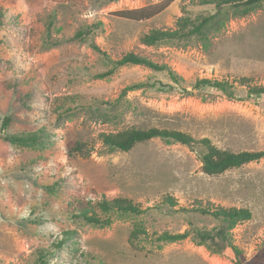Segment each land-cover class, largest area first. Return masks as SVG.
I'll use <instances>...</instances> for the list:
<instances>
[{
    "label": "rangeland",
    "instance_id": "374dc122",
    "mask_svg": "<svg viewBox=\"0 0 264 264\" xmlns=\"http://www.w3.org/2000/svg\"><path fill=\"white\" fill-rule=\"evenodd\" d=\"M162 1L0 0V87L7 89L0 90V133L38 139L23 146L0 138V264H234L228 252L213 254L191 236L175 243L152 238L218 225L209 216L154 209L168 194L184 207L201 200L251 210L252 219L238 224L232 237L248 258L257 252L264 240V159L209 176L202 171L201 146L154 139L121 152L98 139L130 128H166L233 152L264 150V95L248 97L234 82L248 77L264 85V2L245 12L175 0L148 20L116 15ZM209 17L202 34L186 42L140 41L152 29H176L181 18ZM128 53L168 64L181 82L135 65L98 78ZM204 78L232 81L235 98L196 87ZM24 80L40 87L32 101L19 91L9 96L8 84ZM140 82L155 86L122 97L128 85ZM9 116L13 122L4 128ZM73 141L95 148L87 157L68 158ZM103 196L149 210L103 215L112 221L106 227L75 217L81 201L100 214ZM136 227L150 238L131 244Z\"/></svg>",
    "mask_w": 264,
    "mask_h": 264
},
{
    "label": "trees",
    "instance_id": "16d2710c",
    "mask_svg": "<svg viewBox=\"0 0 264 264\" xmlns=\"http://www.w3.org/2000/svg\"><path fill=\"white\" fill-rule=\"evenodd\" d=\"M54 3H76L82 2V0H51ZM175 0H163L160 3L142 7L132 10H123L116 12V15L131 21H143L151 19L158 14L162 13L167 7H169ZM201 5L214 4L217 11L223 10L227 7L245 8L244 11L252 10L254 7L259 6L264 0H198ZM212 20L211 17L203 18V20L196 22L189 18H181L178 27L176 29H152L147 34L142 35L140 41L146 46H156L164 42H186L195 35H200L207 24ZM83 33H78L77 37H82ZM94 49L99 50L96 46ZM113 67L106 73L98 75V78H104L112 75L118 68L128 65L144 66L154 71L165 72L171 81L175 84H179L182 78L173 70L168 64H159L154 60L135 53H128L121 59L112 62ZM234 82L244 87L247 90V96H260L264 95V85L253 84V80L248 77H240L234 79ZM232 81L209 79L204 78L196 82V87H210L221 91L228 98L234 99L235 95L233 90ZM155 84H149L146 82L134 83L128 85L122 91V97L128 91H134L144 89L146 87H154ZM9 96L18 95V91L23 94L25 101H32L34 97V91L40 88L36 82L32 80H24L22 82L14 81L8 84ZM6 87H0L2 92ZM7 90V89H6ZM12 117H7L3 121V127L7 128L13 121ZM0 138L5 142L13 143L15 145H29L35 143L38 139L36 136L25 135H12ZM99 141L107 148L111 150H117L121 152H129L139 144L149 142L154 139H160L168 143H179L187 147L201 146L203 153L201 155L202 171L209 176H218L225 173L228 170L240 168L252 162H257L264 159V150L262 151H242L233 152L226 149L217 147L209 138L197 139L191 134L183 131L166 129V128H150L148 130L130 128L120 132L114 133H101L98 136ZM94 146L89 145L88 142L73 141L67 144L68 158H72L76 155L81 157L89 156ZM37 159L28 158L27 163L36 165ZM74 174V173H73ZM65 179L66 175L63 176ZM100 214L92 209L89 204L84 201L77 203L73 208V213L76 218H79L91 225L98 227H106L111 225L112 221L109 217L104 218L103 215L112 213L119 214H133L142 215L149 209H144L140 204L133 202L127 198H113L107 199L103 196L102 200L97 204ZM154 209L161 210L166 208L174 210L179 213H196L203 216H209L214 218L218 225L210 230L201 231H185L183 233H170L163 232L161 234L152 235V238L157 242L162 243H175L180 242L188 237H192L198 245L206 247L208 251L213 254L229 253V256L234 264H264V240L262 241L257 252L248 258L244 251L234 243L232 237V231L235 227L245 221L251 220L253 214L251 210L247 208L237 207H223L219 205H213L212 203H204L201 200H196L191 207L179 206L178 200L171 196L166 195L160 205L153 207ZM140 237H149L146 230L142 227H136L130 236L131 244L140 239Z\"/></svg>",
    "mask_w": 264,
    "mask_h": 264
}]
</instances>
